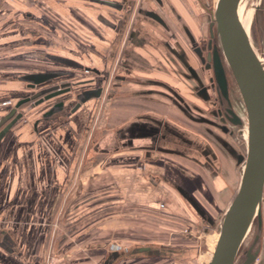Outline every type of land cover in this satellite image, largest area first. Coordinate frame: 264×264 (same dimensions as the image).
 I'll return each instance as SVG.
<instances>
[{"label":"crops","instance_id":"0c3cea01","mask_svg":"<svg viewBox=\"0 0 264 264\" xmlns=\"http://www.w3.org/2000/svg\"><path fill=\"white\" fill-rule=\"evenodd\" d=\"M109 1L121 3L124 8L119 10L92 0H0L1 118L7 115L19 100L37 91L30 89L28 81L24 79L29 74L49 71L69 72L70 80L73 81L77 78L92 76L85 71V66H92L94 62L106 60L109 47L113 45V40L119 35L122 25L128 20L130 2L134 0ZM169 1V4L175 8V14L180 15L183 23L191 31L193 30L195 35L201 27L206 31L205 9L202 10L203 7L197 3V0ZM137 3L138 0H136ZM146 20L148 19H143L145 26L139 27V39H143L145 33H149L146 53L152 57H150L151 62L156 63L158 67L135 72V75L170 85L180 90L186 98L190 95V91L185 89L179 79L178 74L181 72L179 62L165 45L166 42L171 43L173 39L161 28L153 27ZM172 24L171 26L174 27L175 23ZM153 28L155 31L152 30ZM101 65L102 63L99 64ZM67 78L64 76L61 80ZM38 87L42 89L45 86ZM142 88L141 85H132L130 88L121 89L129 93L133 90V94L117 101L116 115L111 116L109 123L116 124L137 112L148 109L161 113L175 122H177L176 119L180 120L181 113L179 114L168 99L156 94H140ZM154 88L159 87L154 86ZM8 101H11V104ZM51 104L52 102H48L34 108L26 104L16 116L0 127V264H113L115 259L112 258L106 246L107 241L112 239L111 229L103 232L100 239L99 233L91 235V241L92 236L98 237L91 246V260L84 261L81 257L66 259L61 256L62 240L56 254L53 258L51 256L50 238L53 233H57L53 230L52 224L59 218L62 206L67 199L70 182L78 173L83 158L86 157V147L97 134V125L102 115L101 106L94 98L75 113L68 115L70 108L66 106L63 111L44 118L43 114ZM136 152L140 153L141 150L122 152L118 161L108 165L109 174L115 168L134 167L135 164L128 161L127 157L137 154ZM216 152L219 155L220 172L213 177L214 181L204 167L206 162L192 161L170 154H161L157 162L167 159L176 173L180 168L185 171L190 170L193 177L190 173L189 176L191 179H197L200 185H187L186 189L198 203L197 197L204 200L207 194V197L212 199L210 205L213 207L211 214L205 211L206 215L216 214L218 217L221 211L217 213V209L227 204L228 199L231 200L237 185L240 184L242 169L231 157L223 156L222 151L216 149ZM168 173L171 174L170 170ZM129 177V182L134 181L132 174ZM141 180L146 182L149 176ZM178 180L179 178L176 179ZM181 181L183 177L178 182ZM109 184L106 183L102 187L108 186L106 188H109L108 191L112 194L113 190L110 189ZM137 186L145 190L143 185L124 186L129 188L128 191L132 194L128 204L136 207L133 211L143 210V206L146 207V204H149L145 195L135 193L134 189ZM182 186L185 187V185ZM102 187L88 189L85 195L89 197L86 199L84 196L81 199L96 205V212L91 216L92 222L93 220L99 222L100 216L104 215L101 212L107 213L112 207V202H103L102 207L92 202L93 195L98 196L97 191L99 192ZM169 189L174 201L170 202L163 195L158 201L167 208L172 207L173 214L168 212L167 214L179 221L182 219L180 214L181 216L184 214L182 210L184 204L176 191L174 192L170 187ZM187 203L199 217H193V219L197 223L198 220L205 223V219L190 202L187 201ZM78 206L82 207V202ZM177 214L179 217L176 216ZM214 216L210 219L214 220ZM83 218L85 217L82 216L80 219L79 215L74 219L77 221L76 224H80L75 230L76 233L85 228ZM107 221L108 226L115 227L114 221ZM215 221H217L216 218ZM160 243L154 244L166 245L162 241ZM169 246L178 248L174 245ZM191 257L188 260L194 258ZM147 259L139 258L118 264H149Z\"/></svg>","mask_w":264,"mask_h":264},{"label":"water","instance_id":"95a60500","mask_svg":"<svg viewBox=\"0 0 264 264\" xmlns=\"http://www.w3.org/2000/svg\"><path fill=\"white\" fill-rule=\"evenodd\" d=\"M92 1L119 10L124 8L123 4L109 0ZM243 1L245 0H197V3L201 2L209 8L207 23H210L211 40H213V42L210 41V46L213 47L214 76L220 92L231 105L228 78L221 59L222 54L233 74L246 108L247 130L246 136L239 141L241 145L240 151L235 144L229 140L227 141L226 138L209 127V125H213L211 119L205 115L202 109L193 103H189L180 90L178 91L156 80L137 77L133 73L125 71L123 75H117L115 78V83L112 85L114 89L110 91L109 97L105 101V106L97 125V134L92 139V145L85 157L89 167L94 169L103 162L109 165L118 161V156L124 151H145L147 160L150 163L156 161L161 154H170L192 161L206 162L207 166L205 165L204 167L207 168V172L212 176L213 181V177L220 172L219 155H217L216 149L222 151L223 156H229L237 164H242L240 184L235 189L228 206L223 212L218 235L215 238V246H213L212 252L208 256L207 264H235L239 253L250 237L253 224L256 223L258 226L257 235L254 243L249 248L247 259L243 263L255 264L259 250L253 253L252 249L262 233V204L264 199V60L258 52L257 44L258 31L259 29L263 31L264 28V0H255V3H249L250 1L248 0L249 2L246 1L244 3L247 9H253L254 12L249 29L245 27L239 13ZM134 3L135 1L130 2L131 8L135 6ZM169 3V0H139L133 20L135 27L131 37H134L136 42L134 44L139 46L146 45L145 49H148L146 43H148L149 33H145L143 39H139L138 33L139 27L145 26L143 24V19L145 20V18L148 19L146 21L150 22L153 27L161 28L167 35H170L173 41L171 43L166 42L165 45L170 52L181 60L186 71H189V75L183 71L178 75L185 89L187 88L192 93L193 90L198 89L201 79L197 76L193 65L189 63L186 57V50L181 45L175 29L180 32L183 29L186 36L191 40H193L194 36L191 30L183 23L180 15L175 14L174 6ZM249 4H251V7H248ZM172 23H175L174 27L171 26L173 25ZM152 30L155 31L154 28ZM209 57H211V52ZM145 67L146 69L133 67V70L135 72L150 70L148 65ZM66 75H70V73L49 71L25 76L24 79L28 81L29 88L37 91L15 103L11 111L1 118L0 127L16 116L24 105L30 104L34 108L68 92L71 82H65L64 79L61 80ZM132 85L143 86L140 94H156L168 99L171 105L181 111L182 116L202 124V127H187L186 125L189 123L182 125L161 113L150 111V109L137 112L128 119L116 122V124L109 123L111 116L113 114L116 115L117 101L133 94V90L131 94L121 91V89L130 88ZM38 86L45 87L39 89ZM154 86L159 88H154ZM136 93H139V91ZM203 93L204 89L198 92V96L203 101H208L209 96L207 97ZM82 94L79 97L80 102L72 109L73 112L79 109L82 103L100 96V93L97 91L95 93L93 90H88ZM121 96L123 97L120 98ZM62 105L63 103L60 102L49 108L43 114V117H51L62 110ZM229 111L233 116H236L231 108ZM116 117L118 118V115ZM230 118L228 117L230 122L235 124V121ZM237 119L239 120V118ZM239 123L242 124V121ZM215 126L220 127L217 124ZM203 128H207V132ZM136 178L142 179L143 176H136ZM144 186L150 189L149 185ZM213 186L221 187L219 185ZM179 189L187 201L205 219V223L210 224L211 219L206 215L204 208L186 191L182 188ZM217 191L222 192V190ZM107 201H104V203H107ZM211 221L213 222V220ZM214 225L211 223V227ZM109 251L112 258L115 259L113 264L139 258L155 257L186 260L192 256H189L191 249L151 243L133 244L126 247L114 243L109 248ZM262 264H264V261Z\"/></svg>","mask_w":264,"mask_h":264},{"label":"flooded vegetation","instance_id":"af4514ba","mask_svg":"<svg viewBox=\"0 0 264 264\" xmlns=\"http://www.w3.org/2000/svg\"><path fill=\"white\" fill-rule=\"evenodd\" d=\"M136 4V0H134ZM199 5H201L202 10L205 9L206 16L208 15L209 8L199 2ZM136 9L135 6L129 10V16L128 20L124 25H122V28L120 29L119 35L117 38L113 40V45L109 47V53L106 57L105 61H101L99 63H92V66H85V71L92 74V76H87L83 78H77L76 81L70 80V75H66L65 77H68L67 79H64L65 82H71L70 90L60 96H57L49 101H46L44 103L52 102L51 107L56 105L57 103H63V108L60 111H63L66 106H69L70 111L69 114L75 113L81 108H83L86 104H89L90 99L86 101L85 103H82V106L77 109L75 112L72 111V109L80 102L79 97L82 96L83 92H86L88 90H93L100 93L99 97H96L95 99L98 101V104L101 106V114L105 106V101L109 97L110 91L114 89L112 87L113 83H115V78L117 75H123L125 71H129L135 75L134 68L139 69H146V65L149 66V69L157 68L158 66L156 63H152L150 57L148 56V53H146L145 46L146 45H136L134 43V37H131V34L133 32V29L135 25L133 24V20L135 17ZM264 24V20H263ZM210 23H207L206 25V31L203 28H200V31H198V34L195 35V32L192 30L193 34V40L189 39L186 36V33L183 29H181L182 32L175 29L180 37V43L186 50V57L189 60V63L193 65L194 69L196 70L197 76L201 79V84L197 87V90H193L192 93L190 92V95H187L186 98L202 109L205 112V115L211 119L213 122V125H209L215 132L226 138V140L232 142L235 144V146L240 151V143L239 141L242 140L246 136V130H247V112L246 108L241 104L240 100H237L236 102L232 99V94H236V90L239 92L238 86L235 82V79L233 77V74L231 70L229 69L225 58L221 54V59L223 66L225 67L227 78H228V85H229V98L231 105L228 103L227 98H225L218 87V84L215 80L214 76V68H213V55L212 50L213 47L210 46L211 40V32H210ZM264 31V28H263ZM259 29L258 31V44L257 49L260 54V56L264 60V32ZM181 34V35H180ZM131 37V38H130ZM184 44V45H183ZM140 50H137V49ZM143 50V51H141ZM145 51V52H144ZM211 52V57H209V53ZM174 55V54H173ZM178 60V64L180 65L179 68H181V71L184 73H187L189 75V71H186L185 67L183 66L181 60L174 56ZM152 58V57H151ZM133 60V61H132ZM99 66V64H101ZM160 68V67H159ZM211 73V74H210ZM170 86V85H169ZM204 89V93L206 96H209L208 101H203L199 96L198 92ZM240 93V92H239ZM85 96V94H84ZM241 96V95H240ZM243 102V101H242ZM43 103V104H44ZM42 105V104H41ZM39 107V106H37ZM232 109L236 116H233L232 113H230L229 109ZM231 117L233 121H235V124L231 123L228 117ZM53 116V115H52ZM51 116V117H52ZM239 118V120L237 119ZM242 121V124L239 123ZM215 124H217L220 127H216ZM222 127V128H221ZM137 153V152H136ZM120 156V155H119ZM118 156V158H119ZM122 158V157H121ZM128 161H130L132 164H135L132 168H115L114 171H110V175L113 179V181L110 182L109 185H111L110 189L115 188L116 185L119 186V191L121 193L122 198H113L110 202L112 204L114 203H122L123 201L127 202L131 199V193H129V188H124V186L127 185H149L150 189L146 188L144 186L143 188L139 189V186L137 188L135 187V193L138 195H145L148 199L147 202L149 204H146L147 206H143V209L141 212L147 213L146 211L156 212V211H167L170 214H173L174 210L172 207H170L168 210L165 208L162 203L158 201L159 197L163 195L164 198L172 202L173 198L171 196V189L173 191H176V194L179 196L180 200L184 204L182 207L183 215L182 219H186L185 214H188L192 217H197V215L194 213V211L191 209L189 204L187 203V199L184 197V195L181 193L179 188H182L184 191H186L189 195L188 189H186L187 185H195L199 184L200 182L197 179H191L193 177V174L191 175V171H185L184 169L180 168L176 171H174L173 167L171 168L170 163L167 159L159 160L156 159V161H151L153 163L148 162L147 160V153L145 151H141L140 153H137L135 155H131L127 157ZM167 163H166V162ZM240 167H242V164H239ZM182 169V170H181ZM170 170L171 174L168 173ZM188 172V173H187ZM190 173V176H189ZM132 174V178L134 181L129 182V176ZM136 176H149V180L144 182L140 181L141 178H136ZM180 183L178 182L180 179H182ZM176 181V179H178ZM119 179V182L117 181ZM193 180V181H192ZM130 183V184H129ZM132 183V184H131ZM124 185V186H123ZM152 187H151V186ZM182 185H185L182 186ZM177 186V187H176ZM185 188V189H184ZM188 188V187H187ZM149 191V192H148ZM124 192V193H123ZM88 197V196H87ZM86 197V199H87ZM206 198L204 200L197 197L199 203L202 205V207L205 209V211L209 212L211 214L212 207L210 203H212V199L210 197H207V194L205 196ZM85 199V201H86ZM96 199V198H95ZM93 199V203L97 202L98 200ZM85 201H82L83 206L88 205ZM120 201V202H119ZM174 201V200H173ZM158 203V204H157ZM263 213H262V233L260 235V238L258 239L257 243L253 246L252 252L255 253L257 250H259L257 259L255 264H262L264 261V199H263ZM77 207L79 208L78 204ZM132 210V209H131ZM179 217V215H176ZM210 216V215H208ZM211 215L210 217L212 218ZM151 219L158 221V216L151 214ZM199 218V217H197ZM215 218L217 219V216H214L213 222L210 220V224H208L209 227H211V223L215 224ZM187 220H190L187 218ZM196 226V225H195ZM198 226V224H197ZM257 224L254 223L253 227L250 232V237L245 244V246L242 248L241 252L239 253L236 263L235 264H243L244 261L247 259V253L249 251V248L254 243L255 237L257 235ZM204 231V230H203ZM124 237V236H122ZM123 239V238H122ZM114 243H118L120 245L124 244L117 240H110L107 241L106 246L109 249ZM126 247V246H125Z\"/></svg>","mask_w":264,"mask_h":264},{"label":"rangeland","instance_id":"374dc122","mask_svg":"<svg viewBox=\"0 0 264 264\" xmlns=\"http://www.w3.org/2000/svg\"><path fill=\"white\" fill-rule=\"evenodd\" d=\"M246 1L248 0L243 1V3L241 4L239 13L245 27L249 29L254 12L253 9L246 8L244 4ZM249 1V3H255V0ZM248 7H251V4H249ZM235 90L236 94H232V99L234 102L240 100L243 106L240 93L236 88ZM122 97L123 96H121L120 98ZM188 102L191 103L189 100ZM175 108L178 109L177 107ZM180 112L181 111L179 110V114ZM179 116L180 120H176L182 125L189 123L188 125H186L187 127H202V124L194 122L190 118L188 119L186 117V119L181 114ZM204 131L207 132V128H205ZM91 141L92 139L86 147V155L88 149L92 145ZM83 159V162L78 168V173L74 175L73 179L70 182L67 191V199L62 206L59 218L52 224L53 230L57 231L56 234L53 233L54 236L52 234L53 238H50L49 243L52 258L53 255L56 254L57 247H59L60 244V240H62L63 242L60 245L62 254L61 256L66 257V259L71 257H81L84 261L91 260V246L93 245V241L98 239V237L92 236L93 239L91 241V235H97L96 233H99L100 239L103 235V232H108V230L111 229L112 239H110L117 240L120 243L122 242L124 246L133 244H154L156 242L161 244L160 242L162 241L166 245H174L178 246V248L185 247L186 249H191L192 251H189V256L192 255V257H194L192 260L186 259L183 261L160 257L148 258L147 262L149 264L152 262H161L163 264H207L209 259L208 256H210L213 246H215V238L218 235V228L221 223V217L226 207L228 206L230 199H228L227 204L225 203L217 209V213L218 211L221 212L217 217V221L213 227H209L207 223H202L199 220L197 223L193 219V217L189 216L188 214H185V220L181 219L178 221L169 216L167 214V211L165 210H159L156 212L146 211L147 213L141 212V209L140 211H133V209H135L136 207L132 204L129 205L128 201L112 204L109 212H101V214L104 215L100 216L101 220L99 222H96L95 220H93L92 222L91 216L94 212H96V205L88 203V205H84L78 208L77 204H80V202H82V197H86L85 193L88 189L98 186L102 187V185L110 183L111 181H113V179L109 174L108 165L106 162H103L99 167H95L94 169H92L87 164L86 158L84 157ZM117 181L119 182V179ZM106 187L100 188L101 190H99V192L97 191L98 196L93 195V199L96 198L95 200H98L96 203H98L101 207L103 206L102 203L106 200H108L107 202H110L113 198H122L118 185H116L115 188L111 189L113 190L112 194L109 193V188L107 189ZM106 210L107 207L105 208V211ZM151 214L157 215L159 217L158 221L151 219ZM79 215L80 219L82 216L85 217L83 218L85 219V228L79 230V233H76L75 230L80 224H76L77 221H75L74 219ZM214 215L216 216V214ZM187 218H189L190 220H187ZM107 220L114 221L115 227L108 226ZM91 232L95 234H91ZM75 251L77 253L73 254V252Z\"/></svg>","mask_w":264,"mask_h":264},{"label":"built area","instance_id":"2783aa9c","mask_svg":"<svg viewBox=\"0 0 264 264\" xmlns=\"http://www.w3.org/2000/svg\"><path fill=\"white\" fill-rule=\"evenodd\" d=\"M9 104H11V101H8ZM0 121H1V117H0Z\"/></svg>","mask_w":264,"mask_h":264}]
</instances>
